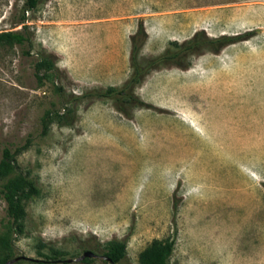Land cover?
<instances>
[{"label": "rangeland", "instance_id": "374dc122", "mask_svg": "<svg viewBox=\"0 0 264 264\" xmlns=\"http://www.w3.org/2000/svg\"><path fill=\"white\" fill-rule=\"evenodd\" d=\"M26 1L0 0V33L22 28ZM26 17L32 56L0 48V161L29 141L16 160L39 194L25 201L23 233L0 194V259L65 264L122 240L124 264H140L154 240L171 239L169 264H264V0H40ZM140 22L141 59L201 30L253 35L153 71L135 91L145 105L125 115L85 96L130 78ZM42 53L58 73L39 83ZM67 112L72 126L59 121ZM55 252L63 259L49 260Z\"/></svg>", "mask_w": 264, "mask_h": 264}, {"label": "trees", "instance_id": "16d2710c", "mask_svg": "<svg viewBox=\"0 0 264 264\" xmlns=\"http://www.w3.org/2000/svg\"><path fill=\"white\" fill-rule=\"evenodd\" d=\"M40 0H27L24 7L23 18L20 21L22 28L0 33V48H14L19 46L23 48V53L32 56L34 49L35 34L31 31L26 14L35 10ZM252 32L238 35H221L219 37H210L204 30L197 31L194 36L183 43L174 42L172 48L164 53L149 59H141V52L147 41V33L143 22L139 23L136 34L132 37L131 48V76L121 87H109L104 90H93L86 94L87 98L105 99L114 103L115 107L121 113L129 115V107L144 106L145 104L137 97L136 89L145 78L153 71L168 68H186L190 59L202 52L218 53L224 47L247 41L252 37ZM58 73L57 63L54 57L47 53H42L35 64V75L39 83L50 77H56ZM71 112L59 115V121L62 125L72 126L73 118H70ZM52 112H47L42 120V134L48 133L52 121ZM29 145L18 147L15 151L9 148L3 150L0 161V177L10 178L1 188L0 194L6 203V213L14 230L18 233L24 232L22 221L26 217L25 201L37 196L39 189L28 173H24L18 166L16 157L23 152ZM1 243L8 247L9 240L2 239ZM89 247L98 250L99 255L107 257L115 264H124L127 259V243L122 240H111L104 244H90ZM88 246L83 247L87 251ZM175 250V241L171 239L154 240L139 256L140 264H169ZM62 253L55 252L53 258L49 260L60 261ZM12 256H6L0 259V264H6L11 261ZM95 259L86 258L83 263L94 262ZM69 264L66 260H62ZM103 263L109 262L103 260Z\"/></svg>", "mask_w": 264, "mask_h": 264}, {"label": "water", "instance_id": "95a60500", "mask_svg": "<svg viewBox=\"0 0 264 264\" xmlns=\"http://www.w3.org/2000/svg\"><path fill=\"white\" fill-rule=\"evenodd\" d=\"M86 258H90V259H98V258H101L107 262H109V264H115L112 262L111 259L107 258V257H104V256H101L91 250H87L85 252H83V254L78 257V258H74V259H67L66 262L67 263H76V262H82L84 261ZM22 259V257H17L11 261H8L6 264H16L17 262H19L20 260Z\"/></svg>", "mask_w": 264, "mask_h": 264}]
</instances>
